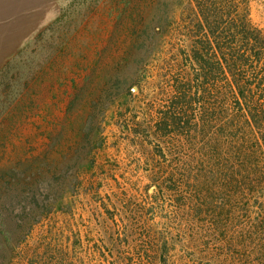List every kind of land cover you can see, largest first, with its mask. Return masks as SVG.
<instances>
[{"label": "trees", "instance_id": "trees-1", "mask_svg": "<svg viewBox=\"0 0 264 264\" xmlns=\"http://www.w3.org/2000/svg\"><path fill=\"white\" fill-rule=\"evenodd\" d=\"M186 1L179 16L158 14L153 50L141 46L135 84L151 90L152 104L140 121L130 108L120 116L146 159L147 194L168 234L139 220L133 191L122 194L127 210L118 209L121 196L105 202L97 181L106 170L89 178L59 170L35 186L33 176L20 179L3 204L0 264H264V31L250 19L251 0ZM151 55L157 80L149 88ZM69 194L103 209L109 237L84 238L70 219L45 222L74 213V204L64 205ZM136 228L146 234L137 244Z\"/></svg>", "mask_w": 264, "mask_h": 264}, {"label": "rangeland", "instance_id": "rangeland-1", "mask_svg": "<svg viewBox=\"0 0 264 264\" xmlns=\"http://www.w3.org/2000/svg\"><path fill=\"white\" fill-rule=\"evenodd\" d=\"M38 2L41 11L11 16L20 45L0 64V210L25 177L33 176L35 186L59 170H81L87 178L91 170H106L97 181L105 202L109 197L116 202L114 197H122L126 189L133 191L135 209L142 210L136 213L139 220L160 235L168 234L165 214L147 194L152 182L144 169L146 159L122 130L120 116L130 108V116L140 121L152 104L151 90L142 94L135 84L141 72V46L153 50L158 14L179 16L187 1ZM250 19L264 31V0H251ZM154 58L148 60L149 88L157 80ZM123 198L117 203L120 211L128 209ZM64 201L74 204V213H54L46 223L70 219L84 238L89 232L97 242L110 236L103 230L107 225L100 214L103 209L89 196L69 194ZM140 230L131 236L135 244L146 237L139 235ZM181 248L171 254L174 259L181 257Z\"/></svg>", "mask_w": 264, "mask_h": 264}, {"label": "crops", "instance_id": "crops-1", "mask_svg": "<svg viewBox=\"0 0 264 264\" xmlns=\"http://www.w3.org/2000/svg\"><path fill=\"white\" fill-rule=\"evenodd\" d=\"M38 0H0V64L7 62L18 49L20 42L16 35L17 25L11 16L31 12H39Z\"/></svg>", "mask_w": 264, "mask_h": 264}]
</instances>
